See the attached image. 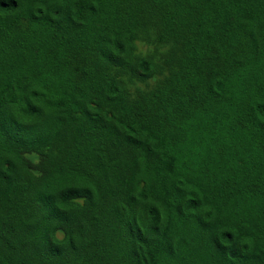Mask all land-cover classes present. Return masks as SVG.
Here are the masks:
<instances>
[{
	"label": "trees",
	"instance_id": "16d2710c",
	"mask_svg": "<svg viewBox=\"0 0 264 264\" xmlns=\"http://www.w3.org/2000/svg\"><path fill=\"white\" fill-rule=\"evenodd\" d=\"M0 264H264V0H0Z\"/></svg>",
	"mask_w": 264,
	"mask_h": 264
}]
</instances>
